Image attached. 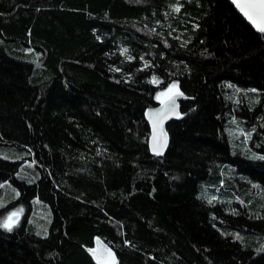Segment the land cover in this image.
<instances>
[{
    "label": "trees",
    "instance_id": "16d2710c",
    "mask_svg": "<svg viewBox=\"0 0 264 264\" xmlns=\"http://www.w3.org/2000/svg\"><path fill=\"white\" fill-rule=\"evenodd\" d=\"M0 146L23 156L0 157V225L23 211L0 264H96V237L115 264H264V35L228 0H0Z\"/></svg>",
    "mask_w": 264,
    "mask_h": 264
},
{
    "label": "water",
    "instance_id": "95a60500",
    "mask_svg": "<svg viewBox=\"0 0 264 264\" xmlns=\"http://www.w3.org/2000/svg\"><path fill=\"white\" fill-rule=\"evenodd\" d=\"M235 10L246 20V22L259 34L257 27L236 7L233 0H228ZM243 2V0H242ZM186 100V96L180 92L174 93L163 101H158L153 107L145 112V118L149 124L150 135L148 138V148L151 153L163 156L170 143L166 125L180 116V102ZM155 149V151H154ZM96 264H105L111 255L110 246L100 237L93 240V246L87 251Z\"/></svg>",
    "mask_w": 264,
    "mask_h": 264
},
{
    "label": "rangeland",
    "instance_id": "374dc122",
    "mask_svg": "<svg viewBox=\"0 0 264 264\" xmlns=\"http://www.w3.org/2000/svg\"><path fill=\"white\" fill-rule=\"evenodd\" d=\"M173 86H175V85H172V86L168 87L167 89L161 90L157 95V100L163 101L166 98L173 95L174 93H177L176 86L175 87H173ZM16 153L17 154H15L14 151H12L11 149L5 148L4 146H0V157L9 158V159H20L21 157H23V156H18V152H16ZM23 162H24L23 168L25 170L26 169L35 170V164L31 160L24 158ZM19 174L26 177L25 173L22 172L21 168L19 169ZM33 176L34 175H33L32 171H29L28 177H26V178L29 179L30 181H32ZM17 195H18L17 190L14 187H12L9 183L5 182V183L0 184V206L5 205L8 202H10L11 200L15 199L17 197ZM22 212L23 211L21 209L12 210L10 213L5 215V217L3 219V223L6 221L11 222V221H9V217L11 216V214L15 213L16 215L14 217H12V220L15 221L13 223V226L17 225V223L19 222V220L21 218ZM48 219H49V215H48L46 208H44L43 206H41L39 204H37L35 206L31 216H29V221L32 222V224L38 230H42L46 227V225L48 223ZM105 264H115V260L113 258L109 257Z\"/></svg>",
    "mask_w": 264,
    "mask_h": 264
},
{
    "label": "snow or ice",
    "instance_id": "6c2138e0",
    "mask_svg": "<svg viewBox=\"0 0 264 264\" xmlns=\"http://www.w3.org/2000/svg\"><path fill=\"white\" fill-rule=\"evenodd\" d=\"M233 3L257 27L259 32L264 33V0H243V2L242 0H233ZM176 10L178 11V9ZM157 154L159 155L161 152H157ZM15 215L13 213L9 217L11 222L6 221L0 226L10 230L15 222L12 220Z\"/></svg>",
    "mask_w": 264,
    "mask_h": 264
}]
</instances>
